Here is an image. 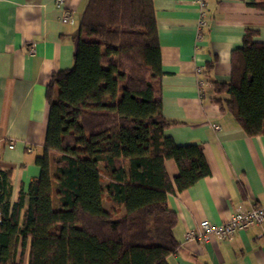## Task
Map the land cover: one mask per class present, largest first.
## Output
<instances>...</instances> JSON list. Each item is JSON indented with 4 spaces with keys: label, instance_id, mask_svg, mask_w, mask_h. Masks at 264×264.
<instances>
[{
    "label": "trees",
    "instance_id": "obj_1",
    "mask_svg": "<svg viewBox=\"0 0 264 264\" xmlns=\"http://www.w3.org/2000/svg\"><path fill=\"white\" fill-rule=\"evenodd\" d=\"M255 35L247 30L232 51L230 80L213 84L214 101L249 136L264 134V41ZM163 73L153 0H87L73 65L47 88L39 175L11 203L10 171L0 168V264H170L179 242L169 197L211 171L200 144L166 133Z\"/></svg>",
    "mask_w": 264,
    "mask_h": 264
},
{
    "label": "crops",
    "instance_id": "obj_2",
    "mask_svg": "<svg viewBox=\"0 0 264 264\" xmlns=\"http://www.w3.org/2000/svg\"><path fill=\"white\" fill-rule=\"evenodd\" d=\"M256 1L207 0L200 27L198 0H153L164 70L158 96L171 122L166 133L178 144H200L211 171L169 197L179 242L170 264H264V223L227 239L185 237L202 219L221 224L237 210L264 205V134L249 136L214 101L213 86L230 80L232 51L242 46L247 30L264 41V9ZM86 3L0 0V168L10 171L11 203L39 175L36 158L44 151L50 111L47 88L55 72L73 65ZM67 10L73 20L63 23ZM165 166L174 180L177 163L168 159Z\"/></svg>",
    "mask_w": 264,
    "mask_h": 264
},
{
    "label": "built area",
    "instance_id": "obj_3",
    "mask_svg": "<svg viewBox=\"0 0 264 264\" xmlns=\"http://www.w3.org/2000/svg\"><path fill=\"white\" fill-rule=\"evenodd\" d=\"M198 2L202 9L199 23L200 27H202L205 24L204 9L207 6V0H198ZM72 18L71 10H67L62 17V22H72ZM198 36H200V33H198ZM34 50V46L30 48V52ZM214 127L220 129L219 125H215ZM10 146L13 147V143ZM262 223H264V205H257L249 210L241 209L235 211L228 220L221 224H214L208 219H202L196 228L187 230L185 237L188 240L192 239L198 242H207L214 237L227 239L239 230Z\"/></svg>",
    "mask_w": 264,
    "mask_h": 264
}]
</instances>
